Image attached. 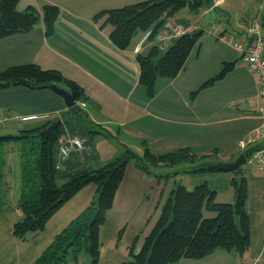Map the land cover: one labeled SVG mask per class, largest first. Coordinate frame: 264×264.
<instances>
[{
	"label": "crops",
	"instance_id": "crops-1",
	"mask_svg": "<svg viewBox=\"0 0 264 264\" xmlns=\"http://www.w3.org/2000/svg\"><path fill=\"white\" fill-rule=\"evenodd\" d=\"M220 1L222 0H214L213 7H217ZM64 4L67 15L61 17L66 18L56 19L52 34H45L43 21L40 19L26 33L0 38V70L26 62L60 70L63 75L74 79L87 93V99L82 102L85 106V109L81 108L83 113L76 114L79 126L87 125L90 132L96 130L94 127L97 126L107 131L91 132L109 141L112 146L107 147L106 151L71 148L69 156L60 162V166L65 165L71 169L95 168L141 139L146 141L151 150H173L189 146L194 151L202 146H195L197 142H208L219 133L225 135H221L218 140H224L229 138L227 136H232L233 130L237 131V142H212L211 145H203L204 150L195 151L202 154L207 153L206 148L215 150L218 158L213 160L215 162H231L244 150L264 144V137L247 141L255 127L264 125V115L259 110L262 100L258 93V77L247 67L241 52L235 49L237 53L234 52L236 55L232 57L230 54L227 57L219 55L212 65H204L205 68L193 80L185 82L183 74L188 70L189 53L183 68L175 76L158 77L153 96L147 97L146 91L137 88L139 67L136 55L146 52L152 45H157L163 51L173 43L178 36L172 30L175 22L170 19V27L167 26V30L165 27L159 28L152 38L148 37L150 29L142 30L137 34L132 48L121 50L92 22L93 33L80 37L76 33L78 30L81 34L83 24L71 21V14L89 21L92 13L109 8L108 6L77 5L73 0H64ZM262 9L263 20L260 19V23L264 34V7ZM178 22L177 25H184V31H195L197 28L190 23ZM211 26L220 42L229 45L221 35L232 37L233 42H237V38L243 44L250 41L247 28L240 31L235 28L227 30L221 24L215 26L213 23ZM197 44L198 42L192 47V51ZM200 48L201 46L195 54L198 58ZM41 60H46L44 62L47 63ZM224 61H234L233 68L211 85L200 87L203 81L216 74L210 68L214 70L216 65L219 68ZM136 90L138 94H134ZM194 91L196 92L192 94ZM65 108L71 109L50 87L30 89L15 85L0 89V115H8L13 111L9 115L19 116L16 121L19 125L14 124V130L0 129V136H15L0 141V188L4 190L9 187L12 194L17 190L16 196H12L9 201L0 198V264H35L37 256L52 242L55 235L97 196V186L93 183L86 184L49 217L42 230L29 233L26 240H20L12 234L13 222L23 215L18 200L23 191L21 161L26 137L21 130L40 123L23 126L22 122L40 117L59 120L63 127L62 135L81 138L77 127L72 126L73 123L69 124L70 117L61 115V110ZM50 113L56 116L51 118ZM242 169L247 182L246 209L250 223V244L240 254L241 264L245 260L248 261L247 264L259 261L264 264V172L248 165ZM154 171L155 174H148L132 161L127 163L113 204L107 210L100 229L101 245L96 264H121L131 247L135 250L140 248L160 213L168 184L162 173ZM201 172L208 174L206 181L209 180V173L215 177L220 175L215 171ZM177 183L180 182L174 177L167 197ZM3 194L5 192H1ZM89 261V256L83 254L77 261L70 260L69 264H89Z\"/></svg>",
	"mask_w": 264,
	"mask_h": 264
},
{
	"label": "trees",
	"instance_id": "trees-1",
	"mask_svg": "<svg viewBox=\"0 0 264 264\" xmlns=\"http://www.w3.org/2000/svg\"><path fill=\"white\" fill-rule=\"evenodd\" d=\"M18 0H0V38L16 33H26L38 20H42L46 35L54 30L59 14L56 4L46 3L38 10L28 4L17 9ZM201 0H138L118 7L104 8L96 12L94 20L103 17V23L111 26L110 41L120 49L126 48L138 30H148L154 37L161 24L178 8L189 4L196 7ZM264 5V4H263ZM201 30L184 31L173 43L160 51L152 45L146 52L136 55L139 73L138 82L152 96L158 77L175 76L184 66L192 47L199 42ZM234 66V61H224L220 70L203 81L200 87L211 85ZM52 83L68 89L76 101L71 109H81L78 102L87 99L85 91L74 79L56 68H43L34 62L9 65L0 70V89L22 85L30 89L49 87ZM197 91V90H196ZM196 91L192 92L194 94ZM99 130H92L97 132ZM61 121L45 120L33 127L21 130L24 137L39 139L33 179L29 177V159L25 152L21 161V189L18 200L23 215L12 224V234L26 240L29 233L43 229L49 217L79 189L89 183L97 186V196L74 217L52 242L37 256L35 264H69L80 256H89V264H96L101 245L100 229L107 210L112 206L115 193L123 178L128 162L145 173L155 174V168L173 166L183 161L201 160L202 164L191 171H218L213 162L206 159L210 153L198 154L189 146H181L160 154L153 153L144 139L142 154L130 148L95 168L75 169L60 166L58 145L62 135ZM15 136H0V141ZM256 148V147H253ZM253 148L243 151L246 155ZM215 151V150H214ZM243 166L233 170L234 201L215 200L216 189L208 181L194 185L191 190L181 183L173 187L163 202L160 213L138 250L129 249L121 264H170L180 258L202 257L216 248L242 254L250 244V223L246 209L247 182ZM60 179V182H58ZM33 182L31 185L30 183ZM204 209L213 212L206 216ZM69 255V256H68Z\"/></svg>",
	"mask_w": 264,
	"mask_h": 264
},
{
	"label": "rangeland",
	"instance_id": "rangeland-1",
	"mask_svg": "<svg viewBox=\"0 0 264 264\" xmlns=\"http://www.w3.org/2000/svg\"><path fill=\"white\" fill-rule=\"evenodd\" d=\"M73 1L77 5L89 4V5H106L104 7H107V6L108 7L110 6L118 7L126 3L136 1V0H73ZM46 3H52V4L58 3L56 4L59 8V14L57 18H63V20H65L64 18L66 17H61L64 15L65 16L67 15V12L64 8L65 6L64 0H18L17 9H23L26 5L33 4L36 6L38 10H41L42 6ZM262 4H264V0H222L220 1L217 7L212 6L211 8H207L203 2L196 5V7H193L187 4V5L181 6L172 15L167 17V19L163 22V24H161L162 26H160V28L165 27L166 28L165 30H167V26L170 27L168 22L170 19H172L176 23V24L174 23V25L179 24L178 21H181L184 24L190 23V24L197 26L196 30H202L200 40L198 44L194 47V50L193 51L191 50L190 56L187 60L188 70L187 72L183 74V76H185V79H184L185 82L186 80H193L194 76H196L198 72H201L205 68L203 67L204 65L208 63L212 65L213 60H215V58L217 59L219 55L222 54L227 57L230 54V57H232L234 56L235 53H237L235 48H233L232 46L230 47V45H228L226 42L218 41V39L215 37L216 35L211 25H213V23L215 24V26L216 24H219V25L221 24L222 26L227 27V30H231L232 28H235V29L242 31L243 29L247 28V33H248L250 24L254 20H259V21L260 19L263 20V17H262L263 9L262 7H260V5L262 6ZM96 12L91 14L90 18H88L89 21L81 17H78L74 14H71V21H73L76 24H79V22H81L84 26L81 34H79L77 30L76 34L78 36L80 37L90 36L93 33L91 31L93 27L91 26V23H90L92 22L93 24L96 25L97 29L101 30L102 32H105L108 37V31L110 29V25L107 23L101 24L103 21V17L99 18L97 21L94 20L93 16ZM180 25L181 27L184 26L183 24H180ZM182 29L184 28L182 27ZM140 32H142V30H138L137 33L132 36L129 45L126 48L121 49V50L132 48L133 42L137 40L136 39L137 34H140ZM235 41H238V38L235 39ZM114 46L118 48L116 45ZM199 46H201V48L199 52L200 55L198 58L195 54ZM41 61H43V63H47V62H44L46 60H41ZM221 67H222L221 64L219 68L216 65L214 70L210 68V71H215V73H217ZM137 88L138 89L142 88L144 92L146 91L145 87L140 83L137 85ZM137 90L134 92V94L138 92ZM147 97H151V96L147 95ZM78 104H80L81 108L85 109V106L83 105L82 102L81 103L78 102ZM13 113H14L13 111H10L8 115L13 114ZM82 113L83 111H81V109L79 108H74V110L70 108H67V109L65 108L61 110L62 116L66 115V117L67 116L70 117L69 124L73 123L72 126L75 125L77 127L76 130L81 135L84 148H87V150L89 151H91V149H94V150L98 149L99 151H106L107 147L112 146L108 140L101 138V137H97L96 135L93 134L95 132L91 133L90 131H88L87 125L86 127L83 125L79 126L80 123L76 121V114L81 115ZM49 115H50L49 117L51 118H54L56 116L54 113H50ZM44 120L45 118L40 117V118H36L30 121L22 122V125L23 126L33 125V124H36ZM16 121L17 120L15 119H9L5 121L3 125L0 124V129L2 131L14 130V127H13L14 124L19 125ZM94 129L107 133L106 130L100 128L99 126L94 127ZM236 133L237 131L233 130L232 136L231 135L227 136L229 138H226L224 140L223 139L218 140V138L221 137V135L223 136L225 135L224 133H219V134H216L215 136L216 138L210 139L208 142H202V143L197 142L195 143V146H199V145H202V146L197 147L196 149H199V150H194V151H201L200 149H203V145L205 146L211 145L212 142L222 143L223 141H226L224 142L225 144L229 142L232 143L233 141L237 142L235 139ZM24 140H25L24 142L25 159H29L28 160L29 161L28 172L30 175L29 177L31 178L30 181L36 180L35 184L37 185L38 181L36 177L35 179H33L34 174H33L32 169H33V165H35L36 163V151H37L39 139L36 136H32V137H26L24 138ZM222 147L224 148V146ZM129 148L137 154H142L143 152V144L138 141L131 143ZM162 149L163 148H155L154 150H151V151H153V153H156V154H160L166 151H171V150H162ZM205 151H207V153H210L211 155L206 159L207 161L210 160V162L214 163L215 161L213 160L218 159L216 155L217 153L215 151L209 150V148H206ZM221 153L223 154V151ZM215 163H219V162H215ZM201 164H202L201 160H196L194 162L183 161L173 166H161V167L155 168L156 172L162 173L164 177L167 178L168 180V184H167L164 196H163V202L166 200L168 190L170 189L173 183L174 177H176L178 182L184 183L188 187L187 188L188 190H191L195 184L206 181L205 178L208 177L207 173L201 172V171L189 172L192 168L198 167ZM245 165H246L245 163L242 164V166H245ZM215 172L216 174H220V175H216L217 177H215L213 174L209 173L210 175H209V180H208L209 186L212 189L217 190L215 200L220 201V202L232 203V201H234V186H233L232 179L233 178L238 179L239 174L237 172H234L233 170H230V171L218 170ZM58 182H60V179H58ZM30 184L32 185L33 182H31ZM10 189L11 188L9 187H6L4 190L0 188V198L3 197L4 200L9 201L12 196L15 197L17 194V190H15L14 194H12ZM1 192H5V194L1 195ZM204 214L206 216H211L213 215V212L207 211L206 209H204ZM241 261L242 260L240 259V253L236 251H228L223 248H216L202 257L180 258L179 260L174 261L170 264H241ZM243 262H244L243 264L248 263V261L246 260ZM254 264H263V262L259 261V262H255Z\"/></svg>",
	"mask_w": 264,
	"mask_h": 264
},
{
	"label": "built area",
	"instance_id": "built-area-1",
	"mask_svg": "<svg viewBox=\"0 0 264 264\" xmlns=\"http://www.w3.org/2000/svg\"><path fill=\"white\" fill-rule=\"evenodd\" d=\"M260 7H264L260 5ZM262 24L259 20H254L249 27L248 34L250 41L248 44L243 42H233L232 37H226L221 35V38L226 40L229 45L242 53V58L246 63L247 67L254 72L258 77V93L262 100V105L259 110L264 115V34L261 32ZM172 30L175 34L179 35L184 32L179 25H174ZM9 119L18 120V115H0V124ZM264 137V125L255 127L252 132L248 135V141L255 138ZM71 148L77 150L83 149L82 139L76 135L64 136L61 135L58 145L59 163L69 156ZM248 166L256 167L258 170L264 172V144L256 148H253L245 156V162Z\"/></svg>",
	"mask_w": 264,
	"mask_h": 264
},
{
	"label": "water",
	"instance_id": "water-1",
	"mask_svg": "<svg viewBox=\"0 0 264 264\" xmlns=\"http://www.w3.org/2000/svg\"><path fill=\"white\" fill-rule=\"evenodd\" d=\"M203 3L207 8H211L214 5V0H203ZM49 87L63 98L66 106L71 107L75 104L76 101L72 98V95L68 89L59 86L55 83H52ZM244 162H245V154L240 153L231 162H219V163L214 162L212 163V166H214L217 170L230 171V170L238 169L239 167L242 166Z\"/></svg>",
	"mask_w": 264,
	"mask_h": 264
}]
</instances>
